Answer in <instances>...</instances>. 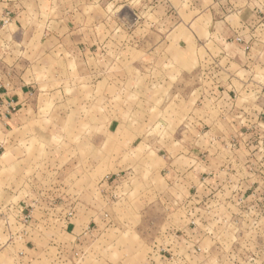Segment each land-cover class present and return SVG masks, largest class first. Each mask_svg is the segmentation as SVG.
Returning a JSON list of instances; mask_svg holds the SVG:
<instances>
[{
  "label": "rangeland",
  "instance_id": "374dc122",
  "mask_svg": "<svg viewBox=\"0 0 264 264\" xmlns=\"http://www.w3.org/2000/svg\"><path fill=\"white\" fill-rule=\"evenodd\" d=\"M212 2L24 0L3 79L34 87L0 115V264H264V205L224 204L246 174H209L262 149L230 104L264 111V58L242 50L264 54V26L215 28Z\"/></svg>",
  "mask_w": 264,
  "mask_h": 264
},
{
  "label": "crops",
  "instance_id": "0c3cea01",
  "mask_svg": "<svg viewBox=\"0 0 264 264\" xmlns=\"http://www.w3.org/2000/svg\"><path fill=\"white\" fill-rule=\"evenodd\" d=\"M27 1V0H26ZM37 1V0H36ZM211 6L206 10L208 11L211 16L213 17V22H215V28L220 27V25H216L218 23H222L223 30L228 31H241V33H238L239 35L243 34L242 31H247L248 29H252L255 27V29H258V27L264 26V0H212ZM24 0H0V115L1 119L4 121V124L8 126V120H13L14 113L12 111L14 110H22L29 106V100L30 96L33 94V87L34 85L28 84V83H20L18 86H8L4 82V71L5 69V61L7 60L8 53L6 52L5 48H7L9 43V34L8 30H11L13 28V32L17 33V30L20 29V26L22 25L21 17L25 13H29L28 6L25 5ZM15 13H18V16L13 15ZM12 16H11V15ZM5 15L11 16V21L6 23L10 24V29H7L6 24H3V19L5 18ZM235 19L238 20L240 27L233 28L231 25V20ZM62 27V23L59 24V27ZM14 27L16 28L14 30ZM70 29V28H69ZM236 34V33H235ZM55 36V35H54ZM14 37H16L14 35ZM73 38H68L64 34H60L57 37V34L51 44L52 51H56L58 47H63V49H66V45L72 44L74 46ZM243 54H245V58L247 62H255L261 63L263 62L264 54H261L258 59H255L254 56H252L247 49H249L248 44H243ZM264 46V44H263ZM237 48H239L237 46ZM246 49V51H245ZM241 50V49H240ZM241 50V51H242ZM233 101V100H232ZM236 103L230 104V109L233 108V111L239 107L241 110H237L235 113H239V115L230 114L231 117L236 116L239 118V124H240V132H239V140H237V143H241L243 140H246L247 138H252L253 135L250 134V130L254 128H258L259 126H264V111L259 113L258 115L251 117L249 113L247 112V109L249 108L246 105L237 106ZM231 111V110H230ZM232 113V112H231ZM4 116V117H3ZM20 117H17V123H21L18 119ZM242 118V120L240 119ZM242 130L244 131L242 133ZM246 133V134H245ZM257 133V135H254L253 139L258 142L256 145V148H258L261 144V149L255 151H250L249 146L247 150L249 149V153L247 154V157L243 155L244 148L240 150V152H236L235 155L231 156L230 159H225L228 161V164H224L219 168V172L217 169H213L210 171L209 174L213 172V174H218L221 171L225 172V174H232L236 171H241L239 174H242V172L245 175V179L242 180V182L238 183V189L241 190L239 192L235 193H241L239 197L234 198L236 196H233L230 198V200L226 201V207H234L238 208V210H244V208H257L258 206L264 205V135ZM251 135V136H250ZM232 139V138H231ZM230 139V140H231ZM233 140V139H232ZM230 142V141H229ZM237 145V144H236ZM247 152V151H246ZM195 151H190L189 154L194 155ZM233 154V153H232ZM260 154V155H259ZM243 158V159H242ZM262 160V163L259 161ZM252 165V166H251ZM183 174V172H182ZM181 174V175H182ZM187 174L184 175V177ZM215 178V176H214ZM206 188H208V185H204ZM232 186V185H230ZM217 190L220 189L219 187L216 188ZM214 189V190H216ZM224 189V186L223 188ZM196 191V189L191 187V191ZM220 191V190H218ZM231 191V189H230ZM235 195V194H234ZM238 201H237V200ZM239 210V211H240ZM228 212V211H227ZM241 212V211H240ZM227 220V219H225Z\"/></svg>",
  "mask_w": 264,
  "mask_h": 264
}]
</instances>
